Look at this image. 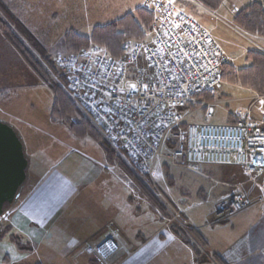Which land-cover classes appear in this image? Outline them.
Masks as SVG:
<instances>
[{
    "label": "built area",
    "instance_id": "2783aa9c",
    "mask_svg": "<svg viewBox=\"0 0 264 264\" xmlns=\"http://www.w3.org/2000/svg\"><path fill=\"white\" fill-rule=\"evenodd\" d=\"M142 6L153 14L152 36L127 45L126 55L114 58L106 49L92 46L54 57L67 78L74 104L136 175L149 178L150 187L160 157L196 172L202 164L237 165L248 181L256 183L264 174V108L259 107L257 118L252 109L263 105L264 95L256 93L247 107L237 109L236 124L187 123L183 127L198 108L206 107L205 116H212L210 103L191 107L198 95L220 87L228 56L211 31L175 0H143ZM131 70L135 73L130 77ZM175 128V147L164 152ZM254 201L235 186L217 201L215 217L227 219ZM175 213L180 216L179 211ZM116 236L111 229L104 243L87 247L97 264H106L117 254Z\"/></svg>",
    "mask_w": 264,
    "mask_h": 264
},
{
    "label": "rangeland",
    "instance_id": "374dc122",
    "mask_svg": "<svg viewBox=\"0 0 264 264\" xmlns=\"http://www.w3.org/2000/svg\"><path fill=\"white\" fill-rule=\"evenodd\" d=\"M142 1L0 0V14L4 20L7 15L3 11H6L10 17L12 16V20L8 19L7 21L17 35L18 33L22 34V28L33 35L38 44L37 48L34 43H30L29 38L21 37V39L36 56L42 58L40 52H45L54 58L52 48L66 31L73 30L83 35H90L95 25L106 24L127 12L134 11L136 7L141 6ZM253 1L255 0H250L247 4H251ZM238 2L234 5L231 0H225L223 4L226 10L242 9L246 6L238 5ZM183 8L187 13L203 22L213 36L218 38L234 67H246L251 63L247 59L248 50H261L262 46L257 44L255 38L251 34L237 29L233 25L232 19L222 13V9L214 13L215 16L211 19L212 15L192 0H187ZM234 13L230 11L231 15ZM44 67L49 70L46 65ZM48 78L53 83L58 82L54 81L55 78L54 80L51 77ZM48 78L45 79V76H42L29 64L18 49L16 50L10 43L9 38L5 36L0 27V120L14 126L15 130L25 137L26 144H28L27 154H30L29 165L31 161L32 165L36 164L39 166V170H42L49 160L53 159L56 164L62 161L63 172L68 174L79 171L81 165L105 161L106 155L93 136L79 138L67 130L71 121L76 119L75 116L63 119V126H56L51 122L53 90L49 85ZM226 92L234 98L243 95V90L240 88H234L223 82L215 93V97L218 98L221 96L220 94ZM235 104L229 102L214 106L215 115L211 119H206L205 110L199 108L187 121L197 124L205 122L227 124L229 110H233ZM55 138H60L63 142L58 143ZM163 151L166 152V148ZM198 171L190 170L182 165H175L167 158L160 157L155 166L154 183L150 182L155 192L148 189L159 206L153 207V203L148 200L149 205L152 206L149 211L155 213L159 219L161 218L164 228H171L175 225L188 234L190 228L197 229L207 239L205 248L209 256H221L224 259L226 255H231L232 251L242 244L245 236L241 235L242 232L238 227L233 229L232 219L221 221L216 219L214 214L216 197L223 188V178L233 173L236 175L242 173L237 167L216 164H202ZM258 179L259 177L256 179L257 182ZM157 189L174 207V210L159 195ZM178 207L184 208V211ZM175 210L179 211V217ZM244 211L246 210L237 213L238 218L251 213L243 214ZM6 224V221L0 218V231ZM189 238L194 240L192 236ZM116 243L119 246L121 244L118 240ZM11 250L15 253L22 252L10 236L0 237V264H5L3 259L7 253L11 254L13 260L15 259V253ZM171 251L176 252L175 250ZM32 257L28 256V260ZM86 257L88 256L86 255ZM183 257H180V254L173 257L170 251L165 250L150 264H182ZM203 264L220 263L215 257L214 262L209 261ZM230 264H264V252L255 249L253 252L245 253L244 256L240 255V258L232 260Z\"/></svg>",
    "mask_w": 264,
    "mask_h": 264
},
{
    "label": "crops",
    "instance_id": "0c3cea01",
    "mask_svg": "<svg viewBox=\"0 0 264 264\" xmlns=\"http://www.w3.org/2000/svg\"><path fill=\"white\" fill-rule=\"evenodd\" d=\"M231 2L234 5L238 2V5L248 6L250 0H231ZM224 6L222 4L219 9H222V13L233 21L240 9L226 10ZM218 10L208 12L212 15L211 19ZM230 11L235 13L231 15ZM252 36L264 51V37ZM216 40L218 41V38ZM230 85L243 90V95L234 98L226 92L220 94L218 98L215 97L212 103L214 113L208 119L215 115L216 105L236 103L233 110H229V120L236 115L238 108L247 107L251 103L255 95L254 91L239 85ZM259 107L264 108V103L252 109V115L256 118L260 115ZM54 124L63 126V124ZM19 135L28 158L26 182L19 197L14 201L15 204L11 205L2 219L12 228L13 234L18 235L23 243H28L31 247L30 250L20 253L11 250L15 253L12 254L15 259L13 260L11 254L7 253L3 259L5 264H92V257L86 251L87 245L102 243L110 229L117 231V240L121 243L122 250L108 264H150L165 250L170 251L173 257L179 254L183 257L184 254L182 264L195 263L190 244L184 242L170 228H164L161 218L149 211L152 206L149 205L147 196L137 191L132 178L122 164L105 160L81 165L79 171L66 174L63 172L62 161L56 164L52 159L45 163L42 170H39V166L32 165L31 161L29 165L28 144L25 137ZM55 140L58 143L63 142L60 138ZM240 172L242 174L233 173L223 178V188L216 197L217 201L232 192L236 186V188L241 187L255 199V203L243 212V214L251 213L242 218H238L237 214L230 218L233 229L238 227L242 232L241 235L245 237L231 255L224 257L227 264L255 249L264 252V191L255 183L247 181L241 169ZM258 184L264 187V174L259 177ZM258 196L263 197L261 202L256 201ZM180 209L184 211V208ZM184 219L186 220L185 216ZM202 236L207 244L206 237ZM126 249L132 252L128 257L125 256ZM28 256L33 257L28 260Z\"/></svg>",
    "mask_w": 264,
    "mask_h": 264
},
{
    "label": "trees",
    "instance_id": "16d2710c",
    "mask_svg": "<svg viewBox=\"0 0 264 264\" xmlns=\"http://www.w3.org/2000/svg\"><path fill=\"white\" fill-rule=\"evenodd\" d=\"M180 6H184L187 0H175ZM201 4L206 9L214 12L218 10L225 0H195ZM264 0H255L248 6L240 9L233 18V25L243 31L246 34L263 36L264 37ZM195 3V2H194ZM197 4V3H196ZM7 16L4 20L3 16L0 14V27L3 30L6 37L9 38L10 43L15 47V49L20 52V54L27 59L29 64H31L35 70L40 72L45 79L51 77L54 81H50L49 85L53 90V103L50 112V119L54 123L63 124V119L71 116H75L69 124V130L73 135L79 138H84L86 136H93L105 152L106 160L110 163L122 164L127 170L128 175L132 178L134 186L137 191L147 196L148 200L153 203V207H158L159 204L155 198L149 193V178L146 176L136 175L125 163V161L107 144L103 139L101 134L93 126V124L87 119L74 104L70 92L67 78L62 71V69L57 66L54 58L51 54L41 53V57L36 56L32 49H29L23 42L21 37L29 38L31 44H35L37 48L38 44L33 37V35L22 28V34L15 33L8 24V19L12 20L11 17L3 11ZM11 15V14H10ZM153 29V14L147 8L138 6L134 11L125 13L124 15L106 23L95 25L90 33V35H83L73 30L66 31L65 34L60 38L57 44L52 48L54 55L63 54L64 56L74 55L82 51L83 49H88L92 46H98L104 48L108 51L110 56L114 58H119L127 54L126 46L132 45L134 43H141L151 39ZM40 51V50H39ZM42 60H40V59ZM247 59L251 62L246 67L236 68L228 61L223 65L221 70V78L223 82L239 85L244 88L251 89L257 94L264 95V52L261 50H253L247 52ZM49 69L47 70L44 65ZM52 73H51V72ZM50 73V74H49ZM135 72L130 71L129 76L131 77ZM52 74V75H51ZM58 83V84H56ZM2 91V90H1ZM216 92V91H215ZM214 92V93H215ZM214 93L204 92L196 97L197 101L200 103L205 101L206 103H213L215 101ZM193 105L191 108H194ZM206 110V107L202 108ZM195 113V112H194ZM205 114V113H204ZM193 115V114H192ZM206 117V116H205ZM210 118V117H209ZM206 119H208L206 117ZM238 118L233 115L227 122V124H236ZM189 123L188 121L183 123V127ZM209 123V122H205ZM178 129L175 128L168 135L165 146L166 151H170L175 147ZM18 133V132H17ZM19 134V133H18ZM27 157V155H26ZM232 167H238L243 171L240 166L237 165H227ZM28 168V167H27ZM244 173V172H243ZM246 180L248 181V177ZM26 180L21 184L19 191L23 188ZM250 182V181H249ZM259 188L263 190L261 185ZM252 199H254L250 194H248ZM260 197V196H258ZM258 202V201H257ZM261 202V201H259ZM13 204V203H12ZM254 204V202H253ZM6 212V211H5ZM0 218H3L2 216ZM236 215V214H235ZM184 216V215H183ZM234 216V215H233ZM233 216L224 219L229 220ZM221 221V220H220ZM173 227V228H172ZM171 231L181 238L184 242H187L193 250L195 264H203L204 262L210 261L209 253L206 251V242L201 233L195 229L190 228L189 234L179 227L172 226ZM10 235L12 240L15 242L18 249L22 251L30 250V245L28 243H23L22 239L12 233V228L9 225H5L0 231V237L4 238ZM193 237L194 240L189 238ZM220 264H227L221 256H215ZM212 257V258H215ZM92 264H95L91 260Z\"/></svg>",
    "mask_w": 264,
    "mask_h": 264
},
{
    "label": "water",
    "instance_id": "95a60500",
    "mask_svg": "<svg viewBox=\"0 0 264 264\" xmlns=\"http://www.w3.org/2000/svg\"><path fill=\"white\" fill-rule=\"evenodd\" d=\"M27 165L28 158L18 133L0 120V216L19 197Z\"/></svg>",
    "mask_w": 264,
    "mask_h": 264
}]
</instances>
